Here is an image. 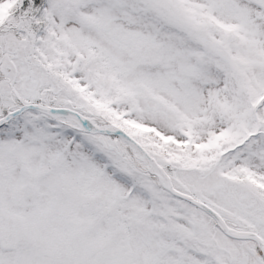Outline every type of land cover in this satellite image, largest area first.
I'll list each match as a JSON object with an SVG mask.
<instances>
[{"label":"snow or ice","instance_id":"obj_1","mask_svg":"<svg viewBox=\"0 0 264 264\" xmlns=\"http://www.w3.org/2000/svg\"><path fill=\"white\" fill-rule=\"evenodd\" d=\"M0 264H264V0H0Z\"/></svg>","mask_w":264,"mask_h":264}]
</instances>
